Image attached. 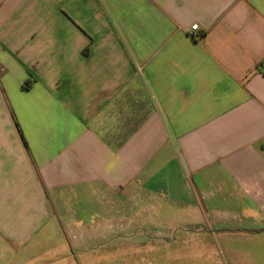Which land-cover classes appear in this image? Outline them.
<instances>
[{"label":"crops","instance_id":"crops-1","mask_svg":"<svg viewBox=\"0 0 264 264\" xmlns=\"http://www.w3.org/2000/svg\"><path fill=\"white\" fill-rule=\"evenodd\" d=\"M262 240L264 0H0V264Z\"/></svg>","mask_w":264,"mask_h":264},{"label":"rangeland","instance_id":"rangeland-1","mask_svg":"<svg viewBox=\"0 0 264 264\" xmlns=\"http://www.w3.org/2000/svg\"><path fill=\"white\" fill-rule=\"evenodd\" d=\"M101 203H104L107 207L106 201L104 199H102L101 202L97 204L94 202H89L88 206L89 208H92V210L99 211ZM108 221L113 222L111 218ZM198 238H200V240H205L203 239V236ZM217 242L219 243V241ZM117 243H118L117 237L115 238L110 237L108 241H105L104 243H100L96 248L97 250L99 249L97 253L99 254V256L103 258V260H105V262H108L109 261L108 258H111L110 255H112L114 251L113 246H115ZM221 244L218 245L219 250L216 252L208 251V250L201 251L200 252L201 257L198 256V252H195V255L197 256V258L195 259H193L192 256L190 255L192 253L194 254V252L186 251L184 254V257L186 258V260H184L185 261L184 264H229L228 261H225L226 259L224 258L225 255L228 254V252L224 253ZM233 248L234 249L231 252V255H233V257L235 258L236 264H264V240L245 246L234 245ZM214 253L216 254L217 263L213 262L214 258L212 256ZM137 257L143 259L141 264H158L157 261L153 260V256H151L149 252H146L144 250L141 251Z\"/></svg>","mask_w":264,"mask_h":264},{"label":"built area","instance_id":"built-area-1","mask_svg":"<svg viewBox=\"0 0 264 264\" xmlns=\"http://www.w3.org/2000/svg\"><path fill=\"white\" fill-rule=\"evenodd\" d=\"M192 30H193V33L190 34V36H191L193 39H197V34L195 33V31L198 30V26H194V27L192 28Z\"/></svg>","mask_w":264,"mask_h":264}]
</instances>
